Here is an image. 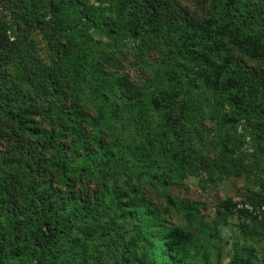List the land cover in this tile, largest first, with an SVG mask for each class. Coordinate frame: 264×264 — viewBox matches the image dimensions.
<instances>
[{"label": "trees", "instance_id": "16d2710c", "mask_svg": "<svg viewBox=\"0 0 264 264\" xmlns=\"http://www.w3.org/2000/svg\"><path fill=\"white\" fill-rule=\"evenodd\" d=\"M205 1L208 17L200 20L178 0H0V264H84L91 241H116L118 222L137 221L149 201L143 187L113 188L111 178L135 174L157 184L190 218L192 207L168 192L175 178L253 170L232 151L224 120L244 119L264 155V67L245 62L264 61V0ZM33 24L51 40L48 60L29 57ZM125 37L157 49L162 72L152 90L120 108L107 94L119 79L104 66L117 59L100 45ZM87 87L100 101L96 114ZM123 110L139 136L132 146L96 130ZM206 115L215 122L212 156L202 150ZM145 159L164 165L148 171ZM238 201L245 203L224 201L230 214L258 213L232 210ZM251 203L264 204L263 194ZM253 220L264 235V212ZM140 233L123 245L118 264H157L162 254L173 264L187 259L193 237L182 227L165 231L159 252L145 239L134 255ZM246 251L236 248L226 264H264Z\"/></svg>", "mask_w": 264, "mask_h": 264}, {"label": "rangeland", "instance_id": "374dc122", "mask_svg": "<svg viewBox=\"0 0 264 264\" xmlns=\"http://www.w3.org/2000/svg\"><path fill=\"white\" fill-rule=\"evenodd\" d=\"M178 1L194 12L198 19L202 20L208 17L210 5L207 1ZM28 28L30 29L29 42H26L25 46L30 52V59L37 57L48 60L49 53H54L53 47L50 46L51 40L44 37L41 28L35 27V24L28 25ZM21 34V30H18L19 37ZM96 37L104 42L108 40L100 36ZM100 47L117 59L116 64H113V61L110 64L104 63L107 76L111 74L110 76H114L113 79H119L115 80L113 86L107 89L110 101L118 103L120 108H127L124 103L129 97L139 95L143 90H152L154 80L162 72L161 53L157 49L151 46L140 47L137 40L126 37L121 40L117 39L116 42L111 41L109 46H105L102 42ZM141 48L143 50H140ZM98 60L101 61V58ZM245 62L248 66L264 67V61L259 59L245 58ZM99 89L102 90V88ZM34 90L30 89L32 93ZM83 96L87 98L92 107L91 112L96 114L100 104L99 99L88 87L84 89ZM226 110L227 107H225ZM129 112L133 118L134 116L138 117L135 109L128 110ZM127 114L124 110L116 118L107 114L111 127L109 128L99 121L96 130L108 131L104 134L112 139L111 141L132 146L134 144L132 142H135L139 136L136 134L134 126L127 125L129 123ZM202 122V139L205 141L202 150L204 154L212 156L216 150V141L213 139L215 122L210 115H206ZM224 122L226 127L231 129L232 151L235 155H240L245 162L250 163L253 170L243 172L238 176L217 175V172L216 174L199 172L198 176L175 178L170 183L168 192L178 201L192 207L190 218L181 207L167 202L157 184H149L146 179L137 180L135 174L111 178L107 184L113 188L121 189L127 183L143 187L149 202L140 209L142 215L137 221L118 222L120 228L116 241L102 239L91 241L90 253L85 257L84 264H118L123 245L129 238L136 237L138 230H141L140 235L143 241L139 242V246L135 247L131 253L140 255L145 248V239H150L155 244L154 248L159 252L163 234L174 226L182 227L193 237L191 245L187 248V259L182 264H226L238 247L244 254L248 253L246 249L252 248L256 260L264 261V235L259 229V231H255L257 228H262L263 223L253 220V218L259 221L262 219L264 204L251 203L257 194L262 193L264 196V155L257 149L255 134L244 122V119L235 117L233 121L226 119ZM144 162L141 164L144 166L147 164L149 167L147 170L152 172L157 166L164 165V161L161 160L152 162V159H145ZM143 169L145 168L143 167ZM97 187L101 189L100 181L93 185V188ZM226 199L247 202L253 205L258 213L254 216L249 214L247 217L236 212L230 214L225 208L224 201ZM157 260V264H173L172 259L167 255L162 254Z\"/></svg>", "mask_w": 264, "mask_h": 264}, {"label": "built area", "instance_id": "2783aa9c", "mask_svg": "<svg viewBox=\"0 0 264 264\" xmlns=\"http://www.w3.org/2000/svg\"><path fill=\"white\" fill-rule=\"evenodd\" d=\"M242 208L247 209V210L252 211V212L256 211V209L252 205H250L247 202L243 203L241 201L236 202L235 206L232 207V210L236 211V210L242 209ZM262 208L264 209V206Z\"/></svg>", "mask_w": 264, "mask_h": 264}]
</instances>
